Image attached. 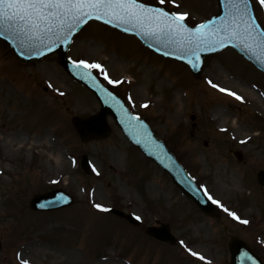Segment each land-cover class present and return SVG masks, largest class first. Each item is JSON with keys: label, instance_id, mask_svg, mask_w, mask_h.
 I'll use <instances>...</instances> for the list:
<instances>
[{"label": "rangeland", "instance_id": "obj_1", "mask_svg": "<svg viewBox=\"0 0 264 264\" xmlns=\"http://www.w3.org/2000/svg\"><path fill=\"white\" fill-rule=\"evenodd\" d=\"M142 1L161 5L159 0ZM251 1L264 28V5ZM161 6L188 13L190 24L217 11L216 0H165ZM68 57L103 65L108 78L91 70L149 123L196 184L220 201L215 203L219 216L203 213L184 196L166 172L126 140L110 116L105 138L80 139L71 121L74 115L97 113L93 93L67 73L57 55L21 62L0 41V264H98L101 259H107L106 264H227L231 233L247 240L264 261V187L256 179V172L264 170V74L225 48L208 56L195 78L185 65L163 59L134 37L96 22L75 35ZM126 77L142 84L147 95L154 94L155 105L151 99L134 97ZM208 80L242 99L211 87ZM215 109L230 115L227 123L212 119ZM234 120L247 136L232 131ZM13 132L27 143H40L47 135L48 150H61L64 162L49 167L51 161L38 155L37 145L4 159V143ZM233 151H240L242 158L237 160ZM82 154L91 163L89 174L80 168ZM4 167L9 170L2 172ZM230 176L235 183L227 182L220 191L216 183ZM55 188L74 202L50 211L29 207L32 196ZM96 204L130 212L141 223L132 225ZM156 219L168 224L175 243L145 233L146 226L157 225ZM25 242H36L42 249H32L29 255L25 251L27 258L22 259L18 247ZM189 248L205 259L191 256Z\"/></svg>", "mask_w": 264, "mask_h": 264}, {"label": "water", "instance_id": "obj_2", "mask_svg": "<svg viewBox=\"0 0 264 264\" xmlns=\"http://www.w3.org/2000/svg\"><path fill=\"white\" fill-rule=\"evenodd\" d=\"M147 6L158 8L151 5ZM218 6L219 13L211 16L208 20L202 23L208 26L205 28V31H209L210 29H220L222 25V18L225 17L226 13L229 12L231 7L229 0H218ZM247 11L252 18L255 31L263 32L254 16L251 3L248 0ZM91 19L96 18L85 17V22L78 24L70 34H66V38L65 34H62L61 39L56 40L55 44L51 47V50H48V48L44 47V45L41 44L39 40L27 39L25 36L13 34V32L7 28H0V32H3V34L0 35V39L7 43L14 55L22 62L40 60L53 52H58L62 65L68 69L78 80L84 82V84H87L95 91L96 95L100 99V111L96 115L90 116L88 118H75L73 121L74 126L76 127L81 138L87 139L90 136H106L109 132V129L105 123V117L107 114H111L117 124L122 128L128 139L138 146L147 157L154 160L158 165L166 170L173 181L181 188V190L185 194L189 195L202 210L207 213H217L214 206L208 201L206 195L196 186L193 180L187 175L185 169L176 161L174 155L169 151L168 148H166L163 142L157 140L153 136V133L150 131L146 123L132 115L129 110L125 108L123 102L120 99L109 93L95 79L85 74V71L81 66L78 67L67 60L65 54L72 35L77 32L83 24ZM96 20L107 23L110 26L117 27L128 33L135 34L141 39L143 44L151 47L155 51L165 56L185 62L190 67L192 73L195 76H198L201 72L205 57L208 54L222 49L226 45L233 46L237 51L242 53L246 59L252 61L256 67L264 71V55H262L259 51H253L249 47H246L245 44L239 39H233L229 41L225 38L223 47L213 43L212 40L208 41L207 43H202L200 49L197 51V56L194 57L192 52L187 50L186 47H182L177 43H169L164 37L149 35L143 29L132 24H124L115 20L113 23H108V17ZM198 26L199 25L195 27H188L195 30ZM218 36L224 37L225 33L218 32ZM212 39L214 40L216 37H213ZM45 43H47V41H45ZM248 43L251 44L252 42L249 41ZM193 64L195 66H193ZM81 167L86 173H88L89 167L85 155L82 156ZM258 180L262 185H264L263 171L258 173ZM71 202L72 199L62 191L54 190L43 195L35 196L31 200L30 206L33 209L50 210L70 204ZM111 211L125 218L132 224L139 223L129 214H125L121 211L113 209ZM146 232L161 240L173 241L167 226L164 224H162L160 228L149 227L147 228ZM229 238L230 239L227 245L228 250L230 251V262L228 264H263L261 259L241 238H239L237 235H230Z\"/></svg>", "mask_w": 264, "mask_h": 264}, {"label": "snow or ice", "instance_id": "obj_3", "mask_svg": "<svg viewBox=\"0 0 264 264\" xmlns=\"http://www.w3.org/2000/svg\"><path fill=\"white\" fill-rule=\"evenodd\" d=\"M159 2L163 5L165 0ZM260 3L264 5V0H260ZM229 4L230 10L222 18L220 29L205 31L208 27L205 24L199 25L195 30L190 29L186 24L188 16L186 12H168L163 7H149L140 0H0V28H7L13 34L25 36L27 39L39 40L44 47L51 50L56 40L61 39L62 34H65L66 38V34H70L78 24L85 22V17L96 19L108 17V23L115 20L132 24L149 35L164 37L169 43L186 47L194 57L197 56L202 43L212 40L223 47L225 38L229 41L239 39L246 47L264 55V32L255 31L252 18L247 11V0H229ZM218 32H224L225 36L219 37ZM2 34L3 32H0V35ZM213 37L216 39L213 40ZM249 41L252 43L249 44ZM73 64L100 70L105 78H108L106 70L100 63L74 60ZM87 75L90 77V73ZM109 82L118 83L110 79ZM207 82L220 92H226L238 100L242 99L236 92L220 87L212 80ZM208 198L212 200L211 196ZM213 203L220 204V201L213 200ZM95 207L103 209L100 204H96ZM224 210L229 211L226 208ZM229 214L239 219L235 212ZM243 222L248 223L247 220ZM188 252L200 260L205 259L202 254L190 248ZM22 264H29V261L24 260Z\"/></svg>", "mask_w": 264, "mask_h": 264}, {"label": "bare ground", "instance_id": "obj_4", "mask_svg": "<svg viewBox=\"0 0 264 264\" xmlns=\"http://www.w3.org/2000/svg\"><path fill=\"white\" fill-rule=\"evenodd\" d=\"M117 61V66L118 67H122V64L120 62ZM126 79L129 81V83L131 84V89H132V95L138 99L141 100H147V99H151L154 102L157 101L156 97L154 94L151 95H147L145 93V91L142 89L141 85L142 84H138L137 80H133L132 78L126 77ZM249 94L253 97V98H257L258 100V96L255 94V92L253 90H249ZM179 94V99L182 100V96L180 95L179 91H176V96ZM260 100V99H259ZM92 100L90 99V103L92 104ZM93 105V104H92ZM155 107V106H154ZM176 113H178V110L176 109L175 111ZM175 115V114H174ZM211 117L214 120H217V122L219 123H227L229 120L230 115L227 113H224L223 110L221 109H215L214 112H211ZM222 126V125H221ZM231 128L233 129L232 131H234V133L239 134V132H245L242 136L240 137H245L247 136L246 134H248V132L246 130L241 129L238 124L237 121L234 120L232 122V126ZM257 133V132H256ZM13 134V135H12ZM10 135V138L4 143V149H5V155H4V159H6V157L9 159V154L8 153H17L20 152L22 150H30L33 148L34 145H37L40 150L38 149V155L40 157H46L48 158V160L51 161V163H48L49 167L51 166H57L60 162H64L63 161V153L61 152V150H56V151H51L48 150L49 146L47 144H51V139L46 135L45 137H41L40 138V143L38 142H28V139L26 140L20 133H16L13 132ZM2 172L3 171H8L9 168L8 167H4L3 169H1ZM48 171L51 172V169L48 168ZM46 174V173H45ZM226 179V181H225ZM225 179L223 181H219V183H216V187L220 190V191H225L227 188V182L230 183H235V179L230 176V177H225ZM94 197L99 198L100 194L99 192H95L94 191ZM32 249H39L41 251L42 247H40L39 245L36 244V242H25L23 244H20L18 247V256L22 259H26L27 257L25 256L26 253H24L25 251L27 252V255H29L28 251L32 250ZM104 260L102 262H99L98 264H106L107 259H101Z\"/></svg>", "mask_w": 264, "mask_h": 264}]
</instances>
